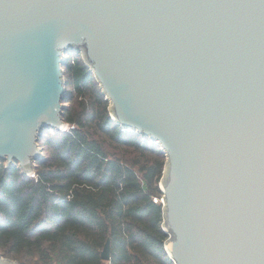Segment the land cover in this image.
<instances>
[{
  "label": "water",
  "instance_id": "95a60500",
  "mask_svg": "<svg viewBox=\"0 0 264 264\" xmlns=\"http://www.w3.org/2000/svg\"><path fill=\"white\" fill-rule=\"evenodd\" d=\"M71 50L166 154L174 263L264 264V0H0V165L35 176L41 139L69 126Z\"/></svg>",
  "mask_w": 264,
  "mask_h": 264
},
{
  "label": "trees",
  "instance_id": "16d2710c",
  "mask_svg": "<svg viewBox=\"0 0 264 264\" xmlns=\"http://www.w3.org/2000/svg\"><path fill=\"white\" fill-rule=\"evenodd\" d=\"M64 69L69 127L41 139L35 176L0 165V252L20 264H175L163 227L165 152L112 118L81 52H68Z\"/></svg>",
  "mask_w": 264,
  "mask_h": 264
},
{
  "label": "rangeland",
  "instance_id": "374dc122",
  "mask_svg": "<svg viewBox=\"0 0 264 264\" xmlns=\"http://www.w3.org/2000/svg\"><path fill=\"white\" fill-rule=\"evenodd\" d=\"M68 127H69V126H68ZM68 127H67V128H68Z\"/></svg>",
  "mask_w": 264,
  "mask_h": 264
}]
</instances>
